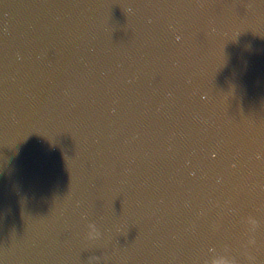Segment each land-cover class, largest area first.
I'll use <instances>...</instances> for the list:
<instances>
[{
  "label": "water",
  "instance_id": "water-1",
  "mask_svg": "<svg viewBox=\"0 0 264 264\" xmlns=\"http://www.w3.org/2000/svg\"><path fill=\"white\" fill-rule=\"evenodd\" d=\"M0 264H182L145 0H0Z\"/></svg>",
  "mask_w": 264,
  "mask_h": 264
},
{
  "label": "clouds",
  "instance_id": "clouds-1",
  "mask_svg": "<svg viewBox=\"0 0 264 264\" xmlns=\"http://www.w3.org/2000/svg\"><path fill=\"white\" fill-rule=\"evenodd\" d=\"M90 228V235H95V237L97 238L99 236L98 231L96 230L95 226L90 224L89 225ZM212 264H229L228 260L224 259V258H219V259H213L212 260Z\"/></svg>",
  "mask_w": 264,
  "mask_h": 264
}]
</instances>
